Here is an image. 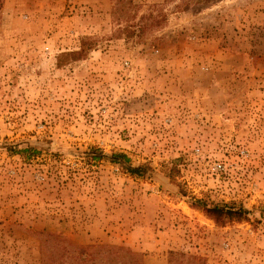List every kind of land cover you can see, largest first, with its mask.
<instances>
[{
	"label": "rangeland",
	"instance_id": "obj_1",
	"mask_svg": "<svg viewBox=\"0 0 264 264\" xmlns=\"http://www.w3.org/2000/svg\"><path fill=\"white\" fill-rule=\"evenodd\" d=\"M69 243L264 264V0H0V264Z\"/></svg>",
	"mask_w": 264,
	"mask_h": 264
},
{
	"label": "trees",
	"instance_id": "obj_2",
	"mask_svg": "<svg viewBox=\"0 0 264 264\" xmlns=\"http://www.w3.org/2000/svg\"><path fill=\"white\" fill-rule=\"evenodd\" d=\"M94 156H97L95 158H103L106 155L95 153ZM108 157L113 162L123 165L132 175L141 176L146 173L144 165L133 164L125 153L117 152ZM194 204L196 207L202 208L217 222L242 221L249 216V211L244 206H236L229 203L209 204L202 199H194ZM58 250H60L59 263L64 264H144L140 253L125 246L103 244L98 246L90 245L83 248L69 243V247L66 244H62V248Z\"/></svg>",
	"mask_w": 264,
	"mask_h": 264
}]
</instances>
